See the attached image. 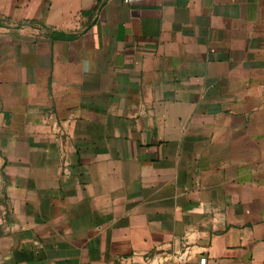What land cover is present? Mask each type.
<instances>
[{
    "label": "crops",
    "instance_id": "crops-1",
    "mask_svg": "<svg viewBox=\"0 0 264 264\" xmlns=\"http://www.w3.org/2000/svg\"><path fill=\"white\" fill-rule=\"evenodd\" d=\"M147 255L264 264V0H0V264Z\"/></svg>",
    "mask_w": 264,
    "mask_h": 264
},
{
    "label": "built area",
    "instance_id": "built-area-1",
    "mask_svg": "<svg viewBox=\"0 0 264 264\" xmlns=\"http://www.w3.org/2000/svg\"><path fill=\"white\" fill-rule=\"evenodd\" d=\"M143 0H123L124 4L126 5H130V4H134V3H140ZM138 257V255H136ZM143 258V262L142 264H161L160 260L158 259V257L156 255H147L146 257L141 256ZM126 259H123V261H125ZM202 263H205L206 260L202 259L201 260Z\"/></svg>",
    "mask_w": 264,
    "mask_h": 264
}]
</instances>
